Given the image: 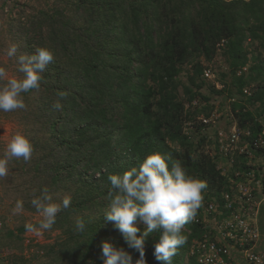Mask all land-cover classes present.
Returning a JSON list of instances; mask_svg holds the SVG:
<instances>
[{"label": "trees", "instance_id": "16d2710c", "mask_svg": "<svg viewBox=\"0 0 264 264\" xmlns=\"http://www.w3.org/2000/svg\"><path fill=\"white\" fill-rule=\"evenodd\" d=\"M6 1L0 0V11L9 16ZM38 2L33 14L23 17L27 27H21L23 11L10 28L24 38L22 54L47 47L54 59L40 87L22 94L26 107L10 112L33 153L27 161H9L7 175L0 177V204L8 200L14 209L21 200L22 212L40 214L31 201L43 189L53 202L71 197L70 207L57 214L48 230L58 232L55 242L43 247L45 260L36 264H103L105 240L123 248L136 264L139 252L103 216L108 176L136 166L153 152L167 153L207 182L194 219H202L204 204L214 198L223 208L221 194L229 192V179L204 149L206 126L198 118H210L211 95H217L230 101L237 127L249 133L246 142L264 131V0ZM218 54L227 70L220 74L221 89L205 77ZM182 75L188 81L180 98ZM5 83L0 81V87ZM60 93L66 94L62 100ZM58 100L60 110L53 107ZM197 100L201 105L188 111L186 106ZM77 218L86 222L83 233L75 230ZM194 219L185 225L190 233H184L187 242L173 264H199L190 246L203 239L206 228ZM17 220L14 231L0 234V244L21 240L27 231L22 213ZM158 240L156 231L149 234L146 264H164L153 256ZM16 259L14 264H24Z\"/></svg>", "mask_w": 264, "mask_h": 264}, {"label": "clouds", "instance_id": "9594fccd", "mask_svg": "<svg viewBox=\"0 0 264 264\" xmlns=\"http://www.w3.org/2000/svg\"><path fill=\"white\" fill-rule=\"evenodd\" d=\"M17 51L18 46L12 44L7 49V55L15 57ZM53 59V52L47 47L36 48L32 55H19L17 70L23 78L7 79L0 87V111L24 109L26 105L22 94L40 87L43 73ZM7 75V70L0 67V81L5 80ZM65 95L60 93V99H64ZM53 107L60 110L63 105L58 100ZM32 153L33 145L29 139L22 133L14 135L3 158H0V177L7 175L10 160L23 158L27 161ZM108 180V204L103 216L119 231L128 247L139 252L136 264H146L145 244L153 231L159 234L153 252L155 260L173 264L177 250L187 242L183 229L196 217L203 192L208 187L207 182L189 174L181 161L159 151L147 155L142 162L122 173L110 174ZM31 204L43 219L38 226L26 224L25 228L40 235L42 230H50L54 226L58 213L70 207L71 197L53 202V195L45 188ZM12 211L14 214L22 212L23 201L18 200ZM138 225H145L146 230L140 232ZM74 227L77 232L83 233L87 225L84 219L77 218ZM101 249L103 264H132L131 255L123 248L114 247L105 240L101 242Z\"/></svg>", "mask_w": 264, "mask_h": 264}, {"label": "built area", "instance_id": "2783aa9c", "mask_svg": "<svg viewBox=\"0 0 264 264\" xmlns=\"http://www.w3.org/2000/svg\"><path fill=\"white\" fill-rule=\"evenodd\" d=\"M205 77L211 78L212 72L205 71ZM209 122V118L202 119L204 124ZM260 122L264 124V116ZM243 135L234 127L229 134L219 131L215 137L219 155L234 172L227 176L229 192L221 194L223 208L217 200L216 206L207 205V213L219 221L213 228L205 225L207 235L191 246V256L199 264H264V131L245 144ZM201 221L195 219L203 224ZM233 251L241 258L235 259Z\"/></svg>", "mask_w": 264, "mask_h": 264}, {"label": "rangeland", "instance_id": "374dc122", "mask_svg": "<svg viewBox=\"0 0 264 264\" xmlns=\"http://www.w3.org/2000/svg\"><path fill=\"white\" fill-rule=\"evenodd\" d=\"M26 5H28L27 8ZM38 5V0H7L6 9L11 11L9 16L6 15L5 11L4 14L0 11V67H4L8 73L7 77L3 81L7 82V79L10 78H23V74L19 73L17 69L18 56L22 54V49L25 47L24 38H20L18 30L16 28L11 29L10 26L13 23V19L18 18L20 16L19 13H22L24 11V14H22L21 16V27H27L25 24L26 21H24L23 17L26 14H33L32 11L36 9ZM12 44H16L18 46V51L15 57H9L7 55V49ZM223 61L224 60L221 54H218L213 63L208 65V67L212 70V77L207 78L208 82L209 84L216 86L217 89H221L222 87L220 82V74L227 71ZM187 69H190V66H188ZM179 81L182 87L179 88L178 93L180 95V98H182L184 92L183 85L187 83L188 77L182 75ZM247 92L248 90L246 91V93ZM204 93L206 95H209V90L205 89ZM211 97V105H213L214 108L209 118L210 122L208 124H204L202 123V119L204 117L200 116L198 118V121L200 120L202 125H204V127L206 126L204 135L207 136V140L205 142L204 149L207 151V153H209V155L214 158V160H216L219 169L224 172L226 176L231 177L232 173L234 172V169L230 166L227 159H224L223 156L219 155L218 148L215 145V134L219 131H223L227 135L234 127H236L237 129L239 128L237 127L235 117L231 114L229 106L230 101L225 100L224 97L217 95H211ZM196 105H201V103H198L197 100L191 106L188 104L186 106V109L192 112ZM241 132L244 134L241 137V140L242 142L244 141L245 144L246 141L244 139V136L246 135V132H244V130H242ZM17 133L24 134V129L18 123L16 117H14V115H12L10 112H0V155L5 153L7 145L11 142L12 137ZM216 153L218 154V156ZM237 168L240 167L238 166ZM0 194L3 193H1L0 191ZM216 200L217 199L214 198L210 203L215 204L216 206ZM206 204L207 203H205V206L203 207L201 222L204 225L213 228L214 226H216L217 221H219V218L217 220H214L212 216L207 213L208 206ZM12 210L13 209L11 207V203L8 200L0 204V234L6 233L8 231H14L15 227L19 224L17 222L19 221L17 220V218L21 216V213L23 215V221L25 225L38 224L43 219L41 214H30L26 212L14 214ZM138 227L146 228L145 225H138ZM207 231L208 229H206V232L203 235L204 237L207 235ZM183 232L187 234L190 233V231L186 227H184ZM216 232L217 231H215V233ZM57 236L58 232H50L48 230H42L40 235H36L35 233H30L26 231L25 233H23V235H20V241L18 240L13 243H8L10 241H6V243L4 242V245L1 243L0 264H14L17 260L16 258H22L23 260H25L23 261L24 264H36L37 259H39V261H42V259L45 260L46 253L43 247H46V245L53 244ZM194 241L196 242L197 239H194L192 241L191 246ZM233 255L235 259H238V257H240L239 254H236L235 251H233Z\"/></svg>", "mask_w": 264, "mask_h": 264}]
</instances>
